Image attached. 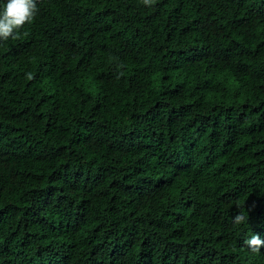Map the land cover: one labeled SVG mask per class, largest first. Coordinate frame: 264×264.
Listing matches in <instances>:
<instances>
[{
  "label": "trees",
  "instance_id": "1",
  "mask_svg": "<svg viewBox=\"0 0 264 264\" xmlns=\"http://www.w3.org/2000/svg\"><path fill=\"white\" fill-rule=\"evenodd\" d=\"M36 4L0 40V264H264V0Z\"/></svg>",
  "mask_w": 264,
  "mask_h": 264
},
{
  "label": "clouds",
  "instance_id": "2",
  "mask_svg": "<svg viewBox=\"0 0 264 264\" xmlns=\"http://www.w3.org/2000/svg\"><path fill=\"white\" fill-rule=\"evenodd\" d=\"M146 6H151L154 0H142ZM39 9L36 0H5L0 7V40H7L9 37L17 38L19 30L24 31L25 26L32 23ZM28 79H32V74H27ZM246 216L239 212L232 217L234 224L244 223ZM244 244L253 252H259L264 247V240L259 234H252L244 241Z\"/></svg>",
  "mask_w": 264,
  "mask_h": 264
}]
</instances>
